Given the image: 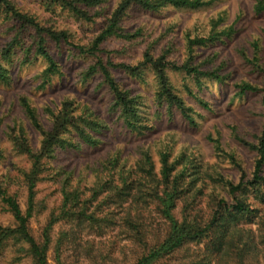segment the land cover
Segmentation results:
<instances>
[{
	"label": "trees",
	"instance_id": "1",
	"mask_svg": "<svg viewBox=\"0 0 264 264\" xmlns=\"http://www.w3.org/2000/svg\"><path fill=\"white\" fill-rule=\"evenodd\" d=\"M208 4L0 0V87L6 88L0 91V215L12 219L8 225L0 222V258L9 253L16 264L28 259L72 264L73 257L84 255L94 264L115 262L119 242L127 243L132 264H250L264 251V125L252 139L233 128L237 146L213 129L206 137L208 155L197 144L179 146L176 130L126 145L109 120L117 118L128 142L157 130L154 122L165 109L170 118L178 110L200 130L205 116L189 99L212 111L207 83L226 86L231 80L220 51L203 58V50L232 36L233 26L220 30L221 18L212 20L208 35L188 33L179 50L176 39H163L168 33L154 39L146 27L134 28L131 16L133 10L165 15ZM255 11L264 14V0ZM62 20H72L78 30ZM148 39L149 46L139 50ZM262 40L252 42L251 54L240 50V56L264 79ZM64 52L85 61L78 80L82 90L50 99L66 79L58 60ZM118 73L129 81L118 80ZM28 74L35 89L8 98L7 90ZM236 89L239 96L262 95L264 106V87L243 80ZM81 93L99 96L105 114ZM242 149L254 157H241ZM66 152L85 161L61 163ZM43 182L58 195L51 210L39 200ZM46 210L36 233L32 223Z\"/></svg>",
	"mask_w": 264,
	"mask_h": 264
},
{
	"label": "rangeland",
	"instance_id": "2",
	"mask_svg": "<svg viewBox=\"0 0 264 264\" xmlns=\"http://www.w3.org/2000/svg\"><path fill=\"white\" fill-rule=\"evenodd\" d=\"M202 1L209 4L201 10H174L165 15L159 12L133 10L131 23L134 28L146 27L147 37L151 35L154 39H160L161 36L168 33L163 39L168 42L176 39L175 43L177 47L180 48L179 50H182L186 43L185 37L188 33L196 34L201 32L202 36L205 34L208 35L211 21H219L221 18L219 29L223 30L226 27L233 26L234 34L229 38H224L223 42H218L216 45L203 50L204 53L202 57L207 58L212 56L215 52L220 51V59L223 58L222 61L224 62L223 70L228 73L230 72L231 80L229 84L223 86L215 81L207 83L206 93L208 94H205V96H207L212 106V111L202 109L195 100L189 99L190 103L199 110L201 115L205 116V120L201 123L200 130L198 131L192 129L193 127L188 125L178 110H176L173 117L170 118L168 110L165 109L160 119H156L154 122V128H157V130L150 133L146 139H137L128 142V134L124 133L119 123L117 124V118H110L109 120L112 123L111 128H114L115 137L126 145L127 143H132L134 144L133 146H135L140 142L159 140L164 138L170 131L176 130L181 133V138L178 141L179 146L197 144L201 146L208 155H211V149L207 145L206 137L209 132L215 128H219L227 140L234 141L233 146L238 145L237 141L233 138L235 135L232 137L233 128H237L239 135L244 136L246 139H252L260 133L264 125L262 95L247 93L243 96H239L237 95L236 84L243 80H247L259 87H264V79L262 76L258 73H254L253 69L249 67L240 56V50H248V53L251 54L252 42L263 39L260 59L261 65L264 66V14H259L255 11V6L262 0ZM62 22L72 23V20H62ZM71 27L73 31L79 28L75 23H72ZM150 41L151 39L147 40L148 43L142 42L139 46V50L144 51L151 43ZM58 60L63 65L66 79L63 83L57 84L53 88L54 90L51 91V94L47 97L50 99H61L62 96L71 91L82 90V84L79 83L78 80L81 72L80 68L84 65L85 61H83L82 58H71L66 52L60 56L58 55ZM220 63L221 60L216 61L217 66L220 65ZM209 68H213V66L209 65ZM37 72H40V70L37 69L34 74ZM124 77V74L118 73V80L129 81ZM29 80H31L30 74L23 76L21 79L22 82L16 83L13 90H7L6 96L12 98L19 92L27 91V88L35 89L36 85L32 87V81L29 82ZM92 85L91 83V86ZM136 87L137 86H134V88ZM137 88H139V90L141 89V87ZM5 90L6 88L2 89L0 87L1 93ZM80 97L105 114L107 107L100 103L101 98L99 96L96 98V95L93 93H81ZM241 157L252 159L254 154H249L246 149H242ZM65 161L67 164L77 165L82 164L85 161V157L83 155H72L71 152H66L63 154L60 162L64 163ZM227 169L229 168L227 167ZM233 174L234 176L237 175L236 172ZM55 190V187L49 182H43L39 185V200L44 201L47 210H51L58 203V195ZM26 199V193L23 192L20 199L23 207H25ZM47 210L40 214L32 223L36 233H38L41 226L45 223ZM0 222L4 225H8L12 223V219L10 215L1 214ZM126 244L125 242H119L115 245V262L108 261L107 263L100 264H132L134 261L132 258L133 255L130 249L124 248ZM3 257L4 258H0V264H16L12 262L13 260H11L9 253H6ZM71 261L72 264H94L91 259L84 255L80 258L73 257ZM20 264L33 263L28 259ZM250 264H264V251H262L257 258L253 259Z\"/></svg>",
	"mask_w": 264,
	"mask_h": 264
}]
</instances>
